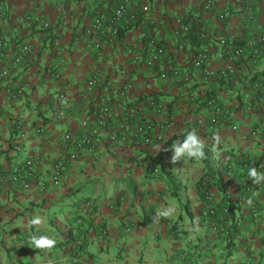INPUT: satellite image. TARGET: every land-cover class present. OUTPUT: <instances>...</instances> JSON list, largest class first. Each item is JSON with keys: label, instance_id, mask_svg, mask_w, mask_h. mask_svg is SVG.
Segmentation results:
<instances>
[{"label": "crops", "instance_id": "0c3cea01", "mask_svg": "<svg viewBox=\"0 0 264 264\" xmlns=\"http://www.w3.org/2000/svg\"><path fill=\"white\" fill-rule=\"evenodd\" d=\"M117 2H4L0 35L8 46L0 66L10 73L0 80V166L28 156H39L40 166L29 188L0 190V264H241L248 256L250 264H264V183L247 177L249 160L264 170V133L251 135L264 121V55L252 61L247 54H216L221 38L240 45L264 30V0H252L253 15L242 0H213L210 9L205 0H136L137 20L123 23L117 37L92 30L95 14ZM181 24L192 33L182 32ZM143 35L165 50L154 66L135 59L149 45ZM23 44L27 55L12 64ZM205 48L208 67L232 64L235 73L203 74L193 58ZM96 70L99 82L84 98L85 81ZM61 94L65 115L58 117ZM211 96L218 111L204 103ZM99 115L105 119L97 158L84 150L73 157L63 133L79 137L87 128L83 120L93 125ZM213 116L218 121L210 126ZM144 123L151 131L135 135ZM192 130L243 220L229 236L213 234L202 216L197 182L204 161L171 160L170 145ZM168 209L170 215H158ZM36 215L44 222L34 227L29 222ZM37 229L54 236L55 247L34 248L30 236ZM81 234L78 262L74 242Z\"/></svg>", "mask_w": 264, "mask_h": 264}, {"label": "built area", "instance_id": "2783aa9c", "mask_svg": "<svg viewBox=\"0 0 264 264\" xmlns=\"http://www.w3.org/2000/svg\"><path fill=\"white\" fill-rule=\"evenodd\" d=\"M5 0H0V11L4 8ZM245 5V9L249 15H253V6L252 0H242ZM136 3V0H118L116 6L112 10L101 9L99 10L91 23V29L99 32L103 36H108L110 38H115L118 36L119 29L123 27V23L135 22L138 18L137 12L133 11V5ZM213 4V0H205L203 7L206 9H210ZM141 9L143 11L147 10V6L142 5ZM220 18H223L224 15L220 14ZM47 24H45L46 26ZM180 29L182 32H188L189 26L188 24H181ZM148 40V47L143 54H137L135 59L139 62H143L148 66H154L160 60V58L164 55L165 50L163 47L155 45L151 38L146 35H143ZM8 46V40L0 35V58L4 55V50ZM95 47L99 48L100 43H95ZM28 45L23 44L20 46L19 52L15 55L12 60V64L20 63L24 57L27 55ZM217 56L219 57H230L231 55L242 56L247 54L249 58L251 57L252 61H256L257 58L264 55V30L255 34L254 36L247 37L242 44L238 45L233 41H229L227 38H221L219 40V45L216 51ZM209 57V50L203 49L197 53V55L193 58L194 65L199 67L203 74L206 76H220L221 78H229L235 73V68L232 64H228L219 69H212L206 65L207 59ZM9 68L6 65L0 66V80L5 79L9 76ZM163 77L166 74H162ZM99 82V73L96 70L91 76H89L84 84V89L81 93V96L84 98L89 97L94 91ZM260 84H257L259 86ZM24 86H21L16 93L21 94L23 92ZM61 104L58 107L56 115L58 117H63L65 115V106H63L66 102V95H60ZM208 104L213 107L216 111L219 110L217 107V98L212 97L208 100ZM109 107L105 105L103 107V111L107 112ZM104 117L97 116L94 119V124L89 125L88 120L84 119L82 124L87 126L86 130L79 136H73L68 131H65L62 135V141L64 143H70L75 149L73 157L76 156V152L80 150L87 151L93 157V159L97 158V150H96V138L100 131L101 126L104 124ZM217 117L213 116L210 119V126H213L217 123ZM235 126H233L234 128ZM151 131V124L144 123L139 124L135 129L134 134L140 135L143 133H148ZM264 133V121H261L257 126H255L251 130V135L260 136ZM160 137V136H158ZM112 139H117V136L112 135ZM62 161L57 162L54 165V173L57 176L62 168ZM247 165L249 167L254 166L253 160H249ZM40 166V158L39 156H28L23 158L20 162H15L8 167L0 166V190L5 189L7 185L10 186H18L21 188H29L31 182L35 179V175L38 167ZM227 176H230V172L226 173ZM214 192H209L206 195V198L209 202L206 203L202 211V216L206 223L210 227V231L213 234H222L223 236H229L230 232L226 230L223 226L218 222L210 221V217L214 214L215 208L214 203L215 200L213 198ZM80 221V220H78ZM242 218L238 217L235 222L236 226L241 225ZM229 225V224H228ZM84 235H80L74 242L75 250L73 257L74 261L82 262L81 254L84 251ZM251 258L246 257L241 264H250ZM31 264H54V260H45L40 262H34ZM161 264V263H157Z\"/></svg>", "mask_w": 264, "mask_h": 264}, {"label": "clouds", "instance_id": "9594fccd", "mask_svg": "<svg viewBox=\"0 0 264 264\" xmlns=\"http://www.w3.org/2000/svg\"><path fill=\"white\" fill-rule=\"evenodd\" d=\"M217 143L219 139L217 138ZM205 145L203 139L197 134L195 130L187 132L181 141H178L176 144L170 145L172 150L171 160L173 162L181 160L182 157L195 158L197 160L203 159L205 157L204 151ZM247 177L251 179L252 183L260 184L264 183V170L258 169L253 166L250 167L247 171ZM173 209H168L162 212H159L158 215L167 216L170 215ZM43 218L39 215L34 216L30 220L32 226H39L43 223ZM30 244L37 249H51L57 244V240L54 236L48 234H40L39 230L34 232L30 236Z\"/></svg>", "mask_w": 264, "mask_h": 264}, {"label": "trees", "instance_id": "16d2710c", "mask_svg": "<svg viewBox=\"0 0 264 264\" xmlns=\"http://www.w3.org/2000/svg\"><path fill=\"white\" fill-rule=\"evenodd\" d=\"M119 32H120V29H119ZM191 33H192V30H189L187 34L190 35ZM212 97L214 96L207 98L204 101V103L210 106L208 104V100ZM217 107L219 108L218 103H217ZM205 154H206L205 157L201 160L204 161L205 163L206 171L204 175L200 177L197 182V190L201 198L204 199L206 203L209 202V200L206 198V195L209 192H214L213 198L215 200V203H214L215 212L209 219L210 221H212L213 219L214 221L217 220L216 222H218L221 226L225 225L223 227L226 228V230H228L231 235L238 228L235 222V220L238 217H240L239 215H237L238 206L236 205L235 201L230 197V195L227 194L226 184L221 180V173L218 174V178H216V173L213 171V169L210 166L209 154L207 153V151H205ZM243 162H246V160L244 159ZM254 166L256 167V164H254ZM218 197H219V201H217ZM78 216L79 215H76L75 217H78ZM77 224H80V223H77Z\"/></svg>", "mask_w": 264, "mask_h": 264}, {"label": "rangeland", "instance_id": "374dc122", "mask_svg": "<svg viewBox=\"0 0 264 264\" xmlns=\"http://www.w3.org/2000/svg\"><path fill=\"white\" fill-rule=\"evenodd\" d=\"M67 208V206H65V207H63V210L61 211V213L64 211V209H66Z\"/></svg>", "mask_w": 264, "mask_h": 264}]
</instances>
